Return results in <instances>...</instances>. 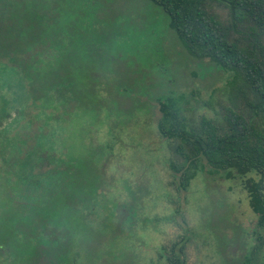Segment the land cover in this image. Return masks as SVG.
<instances>
[{"label": "trees", "instance_id": "1", "mask_svg": "<svg viewBox=\"0 0 264 264\" xmlns=\"http://www.w3.org/2000/svg\"><path fill=\"white\" fill-rule=\"evenodd\" d=\"M145 1L165 17L187 55L233 73L235 103L225 107L221 122L202 116L188 126L182 97L166 91L171 87L156 89L158 79L171 78L164 41L155 56L165 65L153 64L149 75L112 61L106 42L112 33L77 26L81 0H0L1 264H78L79 244L70 240L77 222L83 231L96 220L103 232L118 218L107 195L112 145L95 147L85 162L65 139L77 119L100 116L103 89L117 113L109 130L130 126L140 109L148 110L145 103L156 107L158 133L178 142L174 151L183 159L169 163L176 191L197 172L246 177L242 185L260 231L249 260L264 246V0H212L226 17L210 10L207 0ZM134 71L141 76L132 77ZM119 98L130 105L123 108ZM96 204L104 207L100 217L92 215ZM118 225L109 226L110 233ZM184 247L182 236L170 245L167 262L186 264Z\"/></svg>", "mask_w": 264, "mask_h": 264}, {"label": "rangeland", "instance_id": "2", "mask_svg": "<svg viewBox=\"0 0 264 264\" xmlns=\"http://www.w3.org/2000/svg\"><path fill=\"white\" fill-rule=\"evenodd\" d=\"M207 4L210 10L227 16V10L214 1L207 0ZM79 8L83 12L76 20L79 28L113 34L106 42L108 54L118 64L154 72L153 64L165 65L161 56H155L156 47L164 41L171 78L158 79L160 86L156 89L171 87L166 91L174 89L182 97L179 105L188 126L202 116L221 122L225 107L235 103L238 83L233 73L187 55L172 37L165 17L145 0H81ZM134 76L141 75L134 71ZM98 95L105 97L100 98L105 107L99 110L100 116L77 119L67 126L73 135L65 139L76 145L75 156L85 162L90 161L95 147L99 149L106 142L112 145L105 169L112 181L107 195L117 205L118 218L110 220L103 232L96 220L83 231L77 230L83 226L81 221L71 227L74 230L77 224L70 238L79 244L77 263L169 264L166 256L170 245L184 236L186 264H264V246L249 260V249L260 231L242 185L246 177L226 171L214 175L197 172L185 190L176 191L177 175L169 163L180 164L183 159L174 151L178 142L158 133L156 107L145 103L148 110L144 113L140 109L130 126L109 130L113 123L109 121L116 124L117 113L104 89ZM119 101L123 108L130 105L129 99ZM106 111L112 114L109 119ZM93 207L92 215L99 213L100 217L104 207ZM114 223L119 225L110 233L108 229ZM16 262L12 263L27 264Z\"/></svg>", "mask_w": 264, "mask_h": 264}]
</instances>
